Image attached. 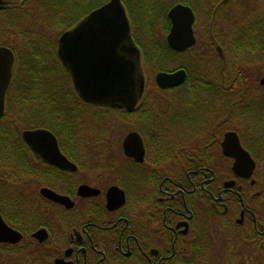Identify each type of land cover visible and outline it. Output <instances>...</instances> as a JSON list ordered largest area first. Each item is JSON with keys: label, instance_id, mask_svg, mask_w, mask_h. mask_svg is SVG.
Returning a JSON list of instances; mask_svg holds the SVG:
<instances>
[{"label": "flooded vegetation", "instance_id": "1", "mask_svg": "<svg viewBox=\"0 0 264 264\" xmlns=\"http://www.w3.org/2000/svg\"><path fill=\"white\" fill-rule=\"evenodd\" d=\"M0 1V16L18 8L14 0ZM227 1L220 0L212 8L211 0H175L164 11V39L155 37L142 41L143 45L172 50L167 41L171 28L168 12L182 4L193 13L194 43L183 51L172 50V55L181 57L191 51V55L205 56L210 52L223 59L227 46L238 39L245 42L242 37L232 38L233 28L218 33L217 27L213 31L214 22L219 20L217 13ZM208 12L210 25L207 37H202L199 28ZM243 27L239 24L236 29L241 32ZM137 45L143 57L142 47ZM0 46L12 51L14 67V49L18 46ZM181 68L186 79L180 85L161 88L154 80V91H173L171 103L165 102V95L155 102L156 95L147 92L146 81L140 99L131 109L83 102L93 109L113 111L127 123L130 129L121 138L107 134V129L99 125L102 120H88V127L90 123L97 126L91 129L96 133L89 131L90 135L82 133L86 121L81 119L71 120L68 134L58 135L48 129L59 152L74 169L49 163L24 142L29 151L22 165H28L29 171L19 166L17 177L12 179L34 205L33 227L21 229L0 212L3 220L22 235L18 242H0L3 264H264L263 172L256 178L262 153L257 150V159L240 140L253 157L255 168L250 177L234 172V158L223 154L220 145L224 133L230 131L220 129L226 119L214 122L208 111L204 118H198L200 111L195 104L190 101L192 106L187 107L182 102L179 88L187 82L188 70L183 66L178 69ZM224 81L222 76L223 91ZM4 105L6 109V95ZM93 109L91 117L101 116L95 115ZM213 122L217 126L212 128ZM131 132H136L142 141L140 160L123 151L122 141ZM258 149H262L260 144ZM80 187L83 189L79 192ZM42 188L73 204L67 206L45 197L40 193ZM19 193V204L24 206L22 191ZM40 229L45 230V235L35 237L33 234Z\"/></svg>", "mask_w": 264, "mask_h": 264}, {"label": "trees", "instance_id": "2", "mask_svg": "<svg viewBox=\"0 0 264 264\" xmlns=\"http://www.w3.org/2000/svg\"><path fill=\"white\" fill-rule=\"evenodd\" d=\"M26 1L22 0L21 6ZM34 1V4H31L32 2L28 4L25 11L34 12L37 21L43 18L45 21L44 25L53 26L57 31L59 29L60 34L64 30L72 27L86 13L107 0ZM153 1H148L144 4V0H133L132 5L127 1H124V4L132 17L134 11L147 14L151 10V3ZM143 4L144 6H142ZM132 20L134 21L133 17ZM252 23L245 27L243 31H237L238 35L232 36V38H245V42H239L238 39L229 46L231 48L230 52L234 54L235 59L237 54H240L241 49L244 54H250L247 55L248 59L252 58L255 51L259 57L264 54V18L263 22L257 21ZM147 29L150 31V28ZM136 42L142 47L145 61H159L158 71L163 70L161 67L163 59L166 56H173V51L166 46L162 48L161 46H145L138 38H136ZM0 44L6 45L7 43ZM14 51L15 63L13 78L6 92L5 113L0 119V212L17 227L28 230L33 227V223H31L34 217L33 212H30L25 206L19 204V196L14 191L13 193L16 196H10L6 188L2 187L4 182H8L9 176L17 177L16 174L19 173L17 170L19 166L25 172L29 171L28 165H22V162L27 160L25 153L29 151V148L21 138V132L24 129L43 127L58 135L68 134V129L71 128V120L78 119V113L80 112L79 105H83V103L78 98L66 70L56 56V45L52 40L43 41L40 39L37 41V36H32L23 42V44L18 45ZM163 55L165 56L163 57ZM44 70H48V72L45 74ZM224 74L223 71L219 74L221 79ZM202 77L196 79L195 83L197 85L195 88L190 85L188 80L179 88L181 90L182 102L185 105H190V101H192L195 104L194 108L200 111L198 118H204L205 112L208 111V114L211 115L214 122L221 118L228 119L229 117L240 120L252 136L249 135L250 138L246 142L244 139L248 136L246 137L244 128L243 131L241 129L242 127L236 124V127H233L232 124L229 126L226 123L219 128L222 131L225 129L235 130L239 134L242 142H245L251 154L259 159L258 152L256 153L250 144L255 143V146L256 143L264 144V142H260L261 137L264 136V97H260L256 93H251L253 96H249L251 91L249 92L248 90L246 92V88L244 87L242 92L234 94L233 98H229L228 103L233 105H229L228 107V105L216 104L214 106V103L218 102L216 99L220 98V96L224 99L223 93L217 89L213 83V79L208 77L207 80H202ZM19 78L23 80L22 90H28L29 93L26 94L31 96L29 101H21L22 95L19 98H15L14 96L17 93L14 87ZM213 78H217V75L213 76ZM220 86L222 85L220 84ZM235 87H237L236 84L231 86V89ZM258 88L261 89L260 87ZM255 90L257 91L258 89ZM203 96L208 98L211 103L210 106H206L203 102H197L199 99L200 101L201 99L203 100ZM237 101H244L246 104L237 107ZM12 105L16 107L10 109ZM245 120L246 122L244 123ZM214 122L211 125L212 128L213 126H217ZM258 150L261 153L264 152L262 149ZM25 221H30V223L25 225ZM1 247L2 245H0ZM3 262L0 258V264H3Z\"/></svg>", "mask_w": 264, "mask_h": 264}, {"label": "water", "instance_id": "3", "mask_svg": "<svg viewBox=\"0 0 264 264\" xmlns=\"http://www.w3.org/2000/svg\"><path fill=\"white\" fill-rule=\"evenodd\" d=\"M168 17L171 22L167 35L169 46L175 51L190 47L194 43L191 9L176 4L169 10ZM216 49L223 56L221 48ZM57 56L65 66L76 93L86 103L131 109L143 92L141 53L133 39L130 22L121 0H108L63 32L57 42ZM13 61L12 51L0 46V118L4 114V95L12 75ZM185 77L184 69L160 71L155 75V82L161 88H168L182 84ZM259 84L264 85V75ZM22 138L49 163L74 169L59 152L56 139L49 130L27 129L22 132ZM220 145L223 154L234 158V172L250 177L255 162L242 147L238 134L235 131L225 132ZM122 147L126 155L134 156L138 160L142 158V141L136 132L124 137ZM81 189L83 187L79 188V192ZM40 193L67 206L73 204L68 198L47 188L40 189ZM43 234L45 235V230L40 229L33 235L41 238ZM21 238V233L12 229L0 214V242L14 243Z\"/></svg>", "mask_w": 264, "mask_h": 264}, {"label": "rangeland", "instance_id": "4", "mask_svg": "<svg viewBox=\"0 0 264 264\" xmlns=\"http://www.w3.org/2000/svg\"><path fill=\"white\" fill-rule=\"evenodd\" d=\"M14 1H15L16 6H18V8L16 10L15 9L8 10L0 16V43H7L8 45H11L15 48L18 45L23 44V42L28 40L29 37L37 36V41L40 39L43 41L52 40L56 45L57 39L59 37V29L57 31L53 26L50 27L48 25H44L45 21L43 20V18H40L37 21L35 19L34 12L25 11L28 7V4H30V2H32L31 4H34L35 1L27 0L22 6L20 3L21 0H14ZM123 1H127L130 5H132V2H133L132 0H123ZM148 1L150 0H144V4L145 2H148ZM174 1L175 0H165V1L164 0H154L153 3H151L152 5L151 10L147 12V14H141V13H137L134 11V13L132 14L134 21L131 20L132 17L130 21H133L134 23L133 24L134 31L139 41H145V40L149 41V40L155 39V37L157 38V40L159 38L164 39L165 32L163 31V27L164 25H167L163 17L164 11ZM218 1L220 0H211L212 5H213L212 8ZM144 4L142 6H144ZM139 9H141V7H139ZM217 14H218L219 20H216V22H214L213 31L214 30L217 31V27H218V33L220 31L225 30V28H229V30L233 28L235 29L233 35L236 36L238 35L236 27H239V24L240 26H243L245 24V26L243 27V30H244L245 27L250 25L252 22L254 23L257 21L263 22L264 0H228L226 4H224L220 13H217ZM209 16H210L209 12H208V15L205 13L202 19L201 26L199 28V32L202 37H207V32L209 29L208 26L210 25ZM147 28H150V31ZM230 49L231 48H229V46L225 48L224 50L225 54L223 56V59L219 58L218 56H214L216 55V53L211 55L210 52L205 53V56H204V53H198V54L191 55V51L187 52V54L181 55V57H177V56L175 57L173 55L171 57L164 58L163 61L161 62L162 64L161 67L163 70L168 71V70H177L181 66L183 67L187 66L188 81L190 85H192L194 88L197 85L195 82L198 77H202L204 75L201 78L202 80H205V79L207 80L208 77L210 79H213V83L216 85L219 91H222L223 96H224V99H222V96L216 99L218 102L214 103V106H216V104H221V105L224 104V105H228V107L229 105L230 106L233 105V104L228 103L229 98H233L234 94H239L240 92H242L244 90V87L246 88V92H248V90L249 92L251 91L249 93V96H253L251 95V93H256L258 96L264 97V88L263 89L258 88L259 87L258 82L260 78L264 75V54L260 55L259 57L258 53L255 51L252 58L248 59L247 55H250V54L248 53L244 54L243 50L241 49L240 54H237L236 59H235L234 54L230 52ZM258 58H260V60H258ZM142 69H143V74H144L145 81H146L147 92L150 91L151 95L152 94L156 95L154 97V99L156 100L155 102H158V98L161 95H165L164 96L165 102L171 103L170 94L173 91L166 90L164 93L160 91L158 92V90L154 91L155 89L154 88L155 86L154 75L159 69V61H156V62L151 61V60L145 61L144 58H142ZM13 71H14V67H13ZM221 71H223V74L225 73L223 75L225 77V81H224L225 91H223V88H221L220 86L221 76L219 74H221ZM44 72L46 74L48 70H44ZM242 72L243 74H241ZM215 75H217V78H213V76ZM11 78H13V73H12ZM22 83H23V80L19 78L17 80V84L14 87V89L17 90V93L14 96L15 98H19L22 95L21 101L23 100L29 101L31 96L26 94V93H29L28 90H22L23 88ZM235 84L237 85V87L231 89V86ZM255 89H258V90L256 91ZM203 98H204L203 100L201 99L200 101L199 99V101L197 102H203L206 106H210L211 103L208 100V98L204 96ZM172 104H174L173 100H172ZM243 104H246V102L244 101L236 102L237 107ZM190 106L192 105H188L187 107H190ZM11 107L12 108L10 109H13L16 106L12 105ZM79 108H80V112L78 113V121H80L79 119H81V121H84V120L86 121V128L82 132L83 134L90 135V132L93 134L96 133L94 132V130H91V129L97 128V126H93V124L90 123L89 125L91 126L88 127V120L89 121L102 120L99 125H103L107 129L106 130L107 134H114V137H116V139L121 138L126 133V131L130 129V126L124 121H121L120 117H116L115 114H112L113 111H109L101 107H95L93 109L92 107L81 105V104L79 105ZM92 109L95 115L101 114V116L91 117ZM83 111L86 113H84ZM107 111L111 113H108ZM173 112L176 113L174 108H173ZM184 120L185 118L183 119V121ZM104 121L107 123H103ZM245 122L246 120L244 121V123ZM225 123L229 126H231L232 124L233 127H236V125H238L239 127H242L241 129L244 128L246 131L245 135L246 137L248 136L247 138L244 139L245 142L247 139L250 138L249 137L250 133L247 131V129L245 128V125H243V123L240 120L231 119L229 117L228 119L225 120ZM244 141L243 143L246 146ZM260 142H264V136L261 137ZM260 145L262 146V150L264 151V144L262 143ZM250 146L252 147L253 150L255 149L257 153V150L259 148V143H256V146H255V143L250 144ZM116 147H117V150H119V147L118 146ZM112 151H115V148ZM261 159H262L261 160L262 163L260 167L257 168L259 172L256 173V178H259L258 176L260 175L258 174H261L262 172L264 174V152H262ZM262 177L264 178V176ZM7 181L8 182L6 183L4 182L2 184V187L3 188L5 187L7 192H9L10 194H13V191H14V193L18 195L19 197H20L19 192L22 191V196L24 197V202L26 203L24 204V206L30 212L31 211L34 212V207H33L34 205H32L30 201H28L27 195L22 190V188L19 187V185L17 186L15 178L12 179V177L9 176ZM40 207H38L37 210L39 209L41 210L42 207L41 208ZM245 251L247 253V250Z\"/></svg>", "mask_w": 264, "mask_h": 264}, {"label": "bare ground", "instance_id": "5", "mask_svg": "<svg viewBox=\"0 0 264 264\" xmlns=\"http://www.w3.org/2000/svg\"><path fill=\"white\" fill-rule=\"evenodd\" d=\"M1 119V118H0Z\"/></svg>", "mask_w": 264, "mask_h": 264}]
</instances>
